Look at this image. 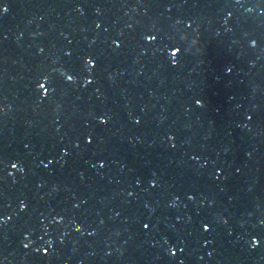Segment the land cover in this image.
Here are the masks:
<instances>
[{
  "label": "water",
  "instance_id": "water-1",
  "mask_svg": "<svg viewBox=\"0 0 264 264\" xmlns=\"http://www.w3.org/2000/svg\"><path fill=\"white\" fill-rule=\"evenodd\" d=\"M0 264H264V0H0Z\"/></svg>",
  "mask_w": 264,
  "mask_h": 264
},
{
  "label": "snow or ice",
  "instance_id": "snow-or-ice-1",
  "mask_svg": "<svg viewBox=\"0 0 264 264\" xmlns=\"http://www.w3.org/2000/svg\"><path fill=\"white\" fill-rule=\"evenodd\" d=\"M89 63H91V61H89Z\"/></svg>",
  "mask_w": 264,
  "mask_h": 264
}]
</instances>
